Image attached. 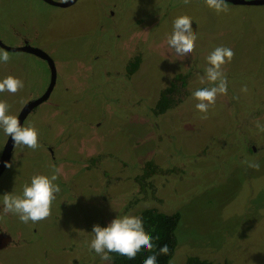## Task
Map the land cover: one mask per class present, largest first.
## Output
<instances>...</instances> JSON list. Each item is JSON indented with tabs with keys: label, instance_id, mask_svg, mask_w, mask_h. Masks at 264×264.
Here are the masks:
<instances>
[{
	"label": "rangeland",
	"instance_id": "1",
	"mask_svg": "<svg viewBox=\"0 0 264 264\" xmlns=\"http://www.w3.org/2000/svg\"><path fill=\"white\" fill-rule=\"evenodd\" d=\"M96 2L58 7L43 0H0V39L6 45L19 46L22 35H36L33 42L54 50L65 63L62 69L77 68L70 86L56 89L57 95L66 92V119L50 111L52 129L45 119L50 106L42 104L29 115V126L43 143H58L55 157L39 142L34 163L26 164L21 155L18 168L7 167L2 178L8 194L21 196L27 179L50 178L59 169L54 183L63 195L52 201L51 215L36 223L0 212V223L4 221L12 238L2 250V264H114L90 249L93 225L104 227L116 216H137L146 208L181 214L170 264H188L191 256L221 264H264V132L257 128L264 126V5L226 2L228 11L217 13L205 0L160 1V10L168 11L161 25L167 38L177 17L191 18L195 48L182 58L169 48L167 38L155 47L160 31L155 22L137 28L121 18L116 25L104 19V3ZM120 2L123 12L137 7L136 0ZM137 37H144L140 47L148 56L132 80L122 63ZM219 46L234 52L221 69L227 94L217 95L203 119L191 94L214 86L201 83V77L208 67L206 57ZM5 51L10 59L0 61V81L13 76L29 82L15 94L6 91L3 102L13 115L21 105L16 97L24 99L39 89L48 74L40 59L33 69L28 54ZM180 62L188 84L178 76ZM168 82L186 91L179 97L191 98L193 111L165 116L159 129L163 137L149 139L159 127L150 122L146 105L154 89ZM88 120L97 129L84 123ZM63 122H68L65 129ZM104 122L108 131L102 130ZM24 225L36 228L35 233L22 229Z\"/></svg>",
	"mask_w": 264,
	"mask_h": 264
},
{
	"label": "clouds",
	"instance_id": "2",
	"mask_svg": "<svg viewBox=\"0 0 264 264\" xmlns=\"http://www.w3.org/2000/svg\"><path fill=\"white\" fill-rule=\"evenodd\" d=\"M190 0H184L188 4ZM205 4L217 13L227 12L228 7L225 0H205ZM197 36L193 32L191 18L181 15L173 21L172 33L167 38L169 48L174 49L179 57L186 58L194 51ZM234 57L231 48L216 47L207 57L208 67L201 77V83L210 82L214 86L200 88L192 92L191 98L196 100V110L202 114L203 119L207 118L210 105H214L218 94H227V77L223 73L222 66ZM10 57L7 51L0 50V61L7 63ZM23 81L19 78L8 76L0 81V92L8 91L15 94L23 88ZM247 88L242 91L247 92ZM9 106L6 102L0 101V129L11 137L15 145H24L35 150L39 147L38 132L34 126L23 127L19 119L9 115ZM259 131L264 132V126L257 124ZM11 168V163H6ZM249 167L259 169L258 163H249ZM59 169L50 178L45 175H34L30 184H25L21 196H14L5 193L3 196V212L18 215L23 223L29 221L36 223L51 215V204L60 192V187L54 181L58 179ZM91 233L94 234L90 242V249L94 250L103 261H110L109 253H117L128 259H135L138 252L153 249L152 237L145 231L143 220L139 216L123 215L116 216L107 226L93 225ZM168 245L165 244L159 249L161 255H167ZM144 264H157L155 255L148 256Z\"/></svg>",
	"mask_w": 264,
	"mask_h": 264
},
{
	"label": "flooded vegetation",
	"instance_id": "3",
	"mask_svg": "<svg viewBox=\"0 0 264 264\" xmlns=\"http://www.w3.org/2000/svg\"><path fill=\"white\" fill-rule=\"evenodd\" d=\"M43 1L58 7H70L76 4L79 0H76L75 2L69 5H65V3H68L70 0H43ZM160 1L162 0H136L135 3L137 7L132 9H126V12L122 11L120 0H112L110 2L97 0L96 4L101 5V3H104V6L101 5L103 8L102 15L104 19L108 17V19H110L111 21H116V25L119 24V20L121 18H124L125 23L127 24L133 23V25H136L137 28L145 26L147 22L149 23L150 21L155 22V24L160 27V31L156 35L157 39L155 41L156 44L155 47L158 48V47H162L159 44L161 43V41L164 43L167 38L166 35H168L162 33L163 26H161L164 24V21L168 17V11L160 10L161 9L160 4L162 3ZM108 3L110 4L107 5ZM106 5L110 7L108 10H106ZM101 27L106 28V27H110V25L109 24L105 25L104 23H101ZM138 33L140 32L135 33V35H137ZM114 35L119 37L115 31H114ZM35 38L36 35L33 36L30 34H24L21 37L20 45L16 47L8 46L0 39V47H2V49L11 52H22L28 54L30 58L28 62L30 61L33 62L32 63L33 69L36 67V63L38 62L39 59L43 61V63L45 64L48 75L47 78L43 82H41L42 90L41 87L39 89H32L27 93V96L24 99L22 98L21 95L17 96L16 98L20 97L21 99L20 100L21 105L18 106L16 113L13 115L16 116L19 120L20 118H22L21 126L28 127L29 115L33 111H35L39 105L41 104L47 105L50 107L46 109L45 119L47 120L48 124L52 127L49 120L50 111L52 110L58 111V116L61 117L62 119H66L67 116V113H65L67 109V100L65 98L66 92L62 91L59 95H57L56 89L58 90L64 85L67 89L68 86H70L71 81L76 79L77 75H75V73L77 68L76 69L73 68V70L62 69V64L64 62L60 60V58L54 55L55 51L52 50L50 47H45L38 43H34L33 40ZM143 39L144 37L136 38L134 44L129 48V52L127 54L128 60L126 61L125 64L122 63V69L124 74L126 73V75L132 78V80L137 79L138 75H140V73L138 72L141 71L146 66L147 63L148 53L144 51L143 48L140 47V44L143 42ZM182 67L183 65L180 62V68L178 69L180 73H178V76L182 75L181 73ZM1 68L2 66H0V70ZM184 77L186 84H188L187 77L186 76ZM135 83H139V80L135 81ZM23 84H29L27 78L23 81ZM74 89H76V87H74ZM154 90H156L154 92L155 93L154 97L149 98L150 105L149 104L147 105L145 104V105H146V112L152 117V120L150 122L158 123L159 128L153 132H150L149 139L157 137V135L163 137V135L159 132V129L161 127V124L163 125L165 116L176 113L179 114L188 113L190 111H193V106L189 103L191 98L189 99V98L179 97V94L182 96L186 95V91L180 90V88H177L175 85H173V83H169V82L165 83L161 88H157ZM6 94H7L6 91L2 92V101H5L7 99V97L5 96ZM74 100L76 103L78 104L80 103L77 100V97H75ZM35 102L38 103L34 105ZM31 104L34 106H32L30 110L27 111L26 108ZM183 119L185 120V117ZM91 120L93 121V117ZM191 120L193 121V118ZM67 123L68 122H63L64 129L67 127ZM84 123L87 125H91V128H96L95 124L90 122V120L85 121ZM104 123L105 126L102 130L108 131V122H104ZM88 129L90 128L89 127H87L86 129L84 128V130H88ZM41 139H42L41 136L38 134V143L41 142V147L51 150L52 151L51 156L55 157L56 155L55 150L59 147L58 143L56 144L51 142L43 143ZM54 144L55 146H53ZM20 146L21 145H15L11 137L5 134L4 131L2 130V134L0 137V212H2L4 207L3 196L5 193H7V191L4 190L2 187L5 185L3 179L5 177L4 174L7 171V167L4 166V163L5 164L11 163L12 167L15 165L14 168H18L19 162L17 161H19L18 157H20L21 155L27 157L26 164L34 163L35 159L38 158V156L35 155L37 149L35 150L30 149L31 151L26 150L25 152L24 149H22V147ZM102 147L104 148V145H102ZM19 170H21V168H19ZM26 181L29 182L25 184L31 183L29 179H27ZM25 184L20 188L22 192ZM19 194L20 192L18 193V195ZM62 195L63 194L61 192L56 193V196H62ZM4 226L5 224L4 221L2 220V223H0V264H2V250L12 244V238L10 232L7 231ZM22 229H29V231L33 233H35L36 231V228H30L28 225H24Z\"/></svg>",
	"mask_w": 264,
	"mask_h": 264
},
{
	"label": "trees",
	"instance_id": "4",
	"mask_svg": "<svg viewBox=\"0 0 264 264\" xmlns=\"http://www.w3.org/2000/svg\"><path fill=\"white\" fill-rule=\"evenodd\" d=\"M137 216L143 220L145 231L152 237L153 249L149 252L147 249H142L137 253L135 259H128L117 253H109L112 257L111 261L114 264H144V260L151 255L157 258V264H170L177 247V229L181 221V214L175 212L166 214L156 208H146ZM167 244L169 252L167 255L159 253L160 247ZM188 264H221L209 258H200L191 256Z\"/></svg>",
	"mask_w": 264,
	"mask_h": 264
},
{
	"label": "water",
	"instance_id": "5",
	"mask_svg": "<svg viewBox=\"0 0 264 264\" xmlns=\"http://www.w3.org/2000/svg\"><path fill=\"white\" fill-rule=\"evenodd\" d=\"M76 0H70L68 3H65V5H69L72 4L73 2H75ZM225 2H230V3H234V4H254V5H264V0H225ZM53 84V83H52ZM42 100V99H40ZM38 102H35L34 105H36ZM34 105H29L26 110L29 111L30 108ZM20 124L22 122V118H20ZM4 163V162H3ZM5 166V163H4Z\"/></svg>",
	"mask_w": 264,
	"mask_h": 264
}]
</instances>
